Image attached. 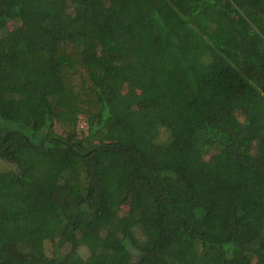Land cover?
I'll return each mask as SVG.
<instances>
[{
  "label": "trees",
  "instance_id": "1",
  "mask_svg": "<svg viewBox=\"0 0 264 264\" xmlns=\"http://www.w3.org/2000/svg\"><path fill=\"white\" fill-rule=\"evenodd\" d=\"M0 161V264H264V0H0Z\"/></svg>",
  "mask_w": 264,
  "mask_h": 264
},
{
  "label": "rangeland",
  "instance_id": "2",
  "mask_svg": "<svg viewBox=\"0 0 264 264\" xmlns=\"http://www.w3.org/2000/svg\"><path fill=\"white\" fill-rule=\"evenodd\" d=\"M82 126V125H81ZM4 165V163H2L1 161H0V166H3ZM8 165V164H7ZM0 169H1V167H0Z\"/></svg>",
  "mask_w": 264,
  "mask_h": 264
}]
</instances>
